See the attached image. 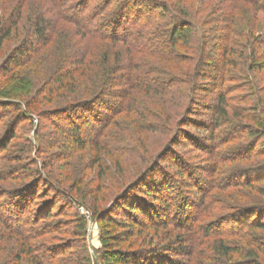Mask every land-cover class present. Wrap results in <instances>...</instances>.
I'll return each instance as SVG.
<instances>
[{
	"label": "rangeland",
	"instance_id": "1",
	"mask_svg": "<svg viewBox=\"0 0 264 264\" xmlns=\"http://www.w3.org/2000/svg\"><path fill=\"white\" fill-rule=\"evenodd\" d=\"M150 1L155 5L167 3L174 13L176 12V19L188 21L195 26H201L204 17L199 11L208 4L207 0ZM101 2L102 0H90L87 8H94ZM233 2L236 6L234 36L230 44L233 52L226 56L228 62L224 67L223 89L219 90L212 84H207L209 82L207 78L208 80L202 82L198 80L197 89L194 88L191 93L189 91L185 93L182 87L177 90L175 86L169 91L171 95L164 96L133 91L131 109L126 111L120 108L104 124L102 133L105 136L98 140L101 144L100 152L96 151L94 144L91 143V135L96 131L95 128L90 125L84 128L82 135L88 138V142L85 149L79 151L70 144L66 118L50 117L55 105L64 107L67 102L82 101L83 96L79 95V88H75L77 92L72 94L73 96L66 95V97L70 95L71 100L67 98L66 102L56 100L51 105L38 106L41 112L49 114L47 120L41 119L44 116H38L37 113L27 115L24 104H20L18 114L16 110L2 105L15 104V100L0 98V142L6 143L10 137L6 149H0V264H29L35 260L41 261L42 264H55L54 261L49 263L42 261V254L52 253L57 247L67 245L71 248L58 257L65 259L68 264L70 260L74 264H87L88 259L90 264H102L97 253L100 249L101 225L92 217L91 208L97 209L98 212L109 209L115 196L126 189L143 168L159 161H162L159 169L168 173L175 188L174 192H171L170 205L174 207L183 200L190 202L194 219L197 215L193 223L195 228L217 222V227L223 234L215 238L200 239L195 233L196 230L187 231L185 227L172 230L174 212H171L168 219L163 220L166 221L167 228L158 229L155 233L146 232L144 235L148 236L144 245L150 244L152 247L162 249L180 239L177 245L183 244L185 249L193 247L194 254L175 255L173 259L178 261L177 264H215L217 261L228 264L229 262L220 259L214 252L216 247L214 240L223 239L230 246L242 251L241 255L233 256L232 263L249 264L251 259L247 257L248 252L256 251L257 263L264 264L262 254L264 231L242 228L243 223L246 224L252 219L250 216L252 212H239L237 218L240 219L236 220L239 221L237 224L226 222L233 220L231 216H235L236 211L243 208H261L254 210L253 217L259 218L264 214V12L259 7V3H264V0H257L256 5L250 0H232L231 3L229 0L225 2L216 0L214 5L225 10L229 5L231 7ZM0 3L5 4L7 8L6 13L0 10V19L8 15L14 7H23L22 20L18 28L11 32L0 50L1 80L3 79L1 71L5 69L9 59L14 55L15 59H19V52H16V49L27 35L30 14H37L38 11L58 23L56 32L58 37L55 35L57 39H72L74 44L92 47L91 52L99 53L97 57L95 56L96 59L106 49L115 53L121 49L105 41L101 43L92 40L78 28L61 20L52 0H4ZM147 6L151 8L152 4ZM114 9L116 6L113 3L106 11ZM154 11V14L159 15V9ZM197 41L195 35L193 38L195 47ZM58 42H54L51 47L55 49ZM51 47L36 54L27 65L21 67L9 65L13 69L11 73L18 77L16 88H23V92H28L25 97L27 100L33 98L41 87L42 77L45 78L51 71L50 66L55 54L48 51ZM194 50L179 48L178 54L190 59L192 64L196 60ZM212 54L213 61L222 60L218 50ZM27 56H23L20 61H25ZM148 66L154 68L150 64ZM215 75L219 77V74H212ZM220 95L225 96L223 105L227 113L220 126L213 129L211 124L210 129L209 125L204 124L209 127V131L189 126L191 121H196L195 123L206 121L212 115L211 108L217 107V98ZM190 97L195 101L192 104H189ZM186 117L190 119L187 125L183 123L180 125ZM210 133L211 140L208 138ZM18 157L21 159L20 165L13 161ZM31 161L37 163L44 178L50 173L52 180L48 179V183L51 188L60 189L66 196L78 197L79 205L72 207L71 203L58 197L55 199L56 208L52 212V218L45 222L40 219L35 223L36 211L46 201L50 202L54 195L50 188L42 184L38 186L37 194L31 207L27 208L28 213L24 216L23 222L18 225L16 221L7 219L8 211L16 198L15 190L27 182L21 180V173L35 167ZM173 164L180 165L185 176L190 173L193 179L200 178L199 184L192 188L185 187L184 183L191 185L190 179L184 178V181L180 182ZM245 181H250L252 186L240 187L239 183ZM150 182L146 185V190L150 187ZM201 189H205L207 194L203 196ZM146 190L139 189L134 194L141 195ZM133 196L129 200H133ZM201 197H205L202 204ZM75 211L87 222L84 237L79 232L77 222L73 220ZM118 213L117 210L113 211L111 219L127 223L128 219L116 216ZM44 225L48 226L49 231L60 226L61 232L37 236ZM29 229L37 232L29 233ZM238 229H243L242 239L239 238L240 235L229 234ZM108 231L111 234H119L124 228L117 226L109 228ZM137 239L134 238L132 244L121 245L120 249H138L141 241ZM196 239L200 240L195 242ZM26 251L30 252V258L28 254H21ZM158 253L165 254L164 251ZM78 256L79 261L76 259Z\"/></svg>",
	"mask_w": 264,
	"mask_h": 264
},
{
	"label": "trees",
	"instance_id": "2",
	"mask_svg": "<svg viewBox=\"0 0 264 264\" xmlns=\"http://www.w3.org/2000/svg\"><path fill=\"white\" fill-rule=\"evenodd\" d=\"M3 1L1 0L0 2ZM52 1L61 20L78 28L79 31H82L83 34L92 40L94 39L101 43L105 41L121 49L116 51V53L106 49L96 59V55L99 53L96 51L91 52L92 47H83L78 43L74 44L72 39H57L58 23L55 20L46 17L41 11H38L37 14L31 13L28 21L27 35L22 39V44L16 49V52H19V59H15L14 55L12 59H9L5 69L1 71L3 81L0 79V98L15 100V104L9 103L5 105L2 103V105L16 110L18 114H20V104H24L27 115L37 113L38 116H44L41 119L47 120L49 114L41 112L38 106H41V104L51 105L56 100L58 102L60 100L66 102L67 98L71 100L72 94H76L77 92L75 88H79L80 92L78 93H80V96H83L82 101L76 102L75 99L77 98H75L73 99L75 101L67 102L64 107H61L62 105H55V110L50 115V117L62 116L66 118L65 121L69 125L68 135L70 144L76 150L82 151L85 149L88 138H84L82 134L84 128L90 125L96 129L91 135V143L94 144L96 151H101V144L98 143V140L103 139L105 136L102 133L104 124L120 108L126 111L131 109L130 100L133 91L144 92L153 96H164L166 94L171 95L172 93L170 94L169 91L175 86L177 90L182 87L185 93H188V91L191 93L194 88L197 89L198 80L202 82L207 78H209V80L207 79L209 81L207 84H212L219 90L223 89L225 81L224 67L228 62L226 56H229L233 52L230 44L231 38L234 36V11H236L234 2L231 7L230 5L228 6V8L230 7L229 10L228 8L224 10L214 5L216 0H207L208 4L199 11V14H202L204 17L202 24L201 26H195L188 21L176 19V12L174 13L172 7L168 6L165 2L155 5L150 0H102L100 5L89 9L87 6L90 0ZM229 1L230 3L232 2V0ZM250 1L256 5L257 0ZM113 3L116 9L110 12L106 11ZM147 4L149 6L152 4V7L149 8ZM259 4L262 12H264V3ZM156 9L160 10L159 15L154 14V10ZM0 10L2 13H6V5L0 3ZM22 10V6L14 7L8 15L4 14L5 16L0 19V50L11 32L18 28L22 20ZM157 17L159 18V22ZM195 35L198 40L196 47L193 44ZM56 41L59 42L54 49L51 46ZM49 47H51L48 50L49 52H55L53 54V63L51 66L49 65L51 71L45 78L42 77L41 87L33 98L27 100L25 97L28 92H23V88H16L19 82L18 77L11 73L13 69L9 65L13 67L27 65L36 54L42 52V50H47ZM179 48H188L190 51L195 49L196 60H194V63L191 64L190 59L181 57L178 54ZM215 50H218V54L222 60L213 61L214 56L212 52ZM25 55H28L26 60L20 61ZM45 59L47 58L45 57ZM149 64L155 69L149 67ZM212 74H219V77H216L217 75L212 76ZM188 88L190 89L188 90ZM67 94L71 96L68 95L66 97ZM32 102H36L37 104H32ZM194 102V98L190 97L189 104ZM224 102L225 96L220 95L217 98V107L211 108L212 115L206 121L197 123H195L196 121H191L189 126L197 130L204 129L205 131H209V127L212 129L211 124H213V129L219 127L221 120L227 116L223 105ZM186 116H188V112ZM188 120H190L189 117H186L184 121L180 122V125L181 123L187 125ZM204 124L209 125V127ZM208 138L211 140L212 133L208 135ZM9 139L10 137L6 143L0 142L1 150L6 149ZM180 139H183V137H180ZM13 161L19 165L21 163L19 157ZM161 162H155L143 168L130 185L115 196L109 209L98 212L97 209L91 208L92 217L101 225L100 249L97 250V253L102 264H177L178 261L173 259L175 255H191L193 247L185 249L183 244L177 245L180 239H176L173 244L163 247L164 249H157L150 244L144 245L148 236L144 235L146 232L153 231L155 233L158 229L167 228L166 221L163 220L164 218L165 220L168 219L171 212H174L172 230H180L183 227L187 228V231L191 230L193 232L196 230L195 233L199 235L200 239L215 238L223 234L218 229L217 222L195 228L193 223L197 215H195L194 219L192 209H190L192 205L190 202H184L183 200L174 207L170 205L171 192H174L175 188L171 183L168 173H164L159 169ZM31 164L35 166L33 170L21 173V180H27V182H24L15 190V194L17 193V195L11 206V211H8V220L16 221L18 225L23 222L24 216L28 213L27 208L31 207L32 201L37 194V188L42 184L50 188L54 195H52L53 197L50 202L46 201L36 211L35 223L40 219L45 222L52 218V212L56 208L55 199L58 197L71 203L72 207L79 205L77 203L78 197H69L61 192L60 189L51 188L48 183V179L50 180L51 178L52 180L50 173L47 175V178H44L37 163L31 161ZM172 166L180 182L184 181V178L190 179L191 185L184 183L185 187L192 188L196 186L195 184H199L200 181L198 180L200 178L195 180L190 173L185 176L180 165L173 164ZM158 174H160L159 177ZM149 182L151 185L146 190L145 187ZM239 186L251 187L252 183L245 181L239 183ZM199 188H201L200 185ZM139 189L146 191H143L144 193L141 195L134 194ZM200 192H203V196L207 194L205 189H201ZM132 195H134L133 200H129ZM203 198L205 199V197ZM203 198L201 197V204L204 202ZM115 210L119 212L116 215L117 217L128 219L127 223L122 221L116 222L111 219L110 215ZM254 210H261V208L252 207L237 210L236 215L231 216L234 219L226 222L237 224L239 221L236 220L240 219L237 218L239 217V212L251 211L250 216L252 219L246 224L243 223L242 228L246 227V230L258 229L264 231V214L261 213L262 215L259 218L253 217L255 216ZM138 216L139 218H137ZM73 218L77 222L81 236L84 237L87 223L85 218L77 211H75ZM117 226L124 228V231L119 234H111L108 231L109 228H116ZM56 228L49 231L48 226L44 225L39 230L37 236H45L50 234V232H61L60 228L62 227L57 226ZM32 232H34V229H29V233ZM242 233L243 229H238V231L230 232L229 234L240 235L239 238L242 239ZM136 237L138 241H141L138 249H120V246L123 244H132L133 239ZM199 240L196 239L194 241L198 242ZM214 242L216 256L225 260V262H229L228 264H238L236 262L232 263L231 260L234 255H241L242 251L240 249L232 247V245L230 246L223 239H217ZM134 244L136 243L134 242ZM249 244L251 245L252 243L249 242ZM258 246L261 247L262 245L258 244ZM70 248L69 245L60 246L54 249L52 253L45 252L42 254V261H48V263L54 261L55 264H68L65 259H59L58 256L64 255ZM83 249L87 254L85 247ZM158 251H164L165 254H159ZM21 254H28L30 258L29 251L22 252ZM21 254L18 256L19 260ZM262 254H264V251H262ZM247 257L251 259L249 264H259L257 263L256 251H249ZM76 259L78 260L79 256ZM86 262L90 264L89 259ZM29 264L42 263L35 260ZM69 264H74V262L70 260ZM215 264L222 263L217 261Z\"/></svg>",
	"mask_w": 264,
	"mask_h": 264
}]
</instances>
